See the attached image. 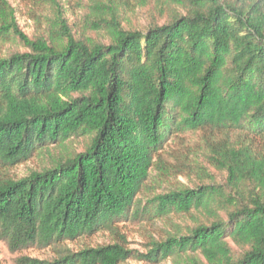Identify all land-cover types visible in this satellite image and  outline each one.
Masks as SVG:
<instances>
[{
  "label": "trees",
  "instance_id": "1",
  "mask_svg": "<svg viewBox=\"0 0 264 264\" xmlns=\"http://www.w3.org/2000/svg\"><path fill=\"white\" fill-rule=\"evenodd\" d=\"M79 7L77 32L55 16L47 36L0 57V239L11 252L55 253L15 264H120L131 254L120 244L73 251L66 241L176 215L192 221L152 241L149 261L264 264V0ZM142 9L141 28L129 15ZM186 133L197 146L187 149ZM75 138L79 152L9 175ZM180 167L198 181L150 195L151 181Z\"/></svg>",
  "mask_w": 264,
  "mask_h": 264
},
{
  "label": "rangeland",
  "instance_id": "2",
  "mask_svg": "<svg viewBox=\"0 0 264 264\" xmlns=\"http://www.w3.org/2000/svg\"><path fill=\"white\" fill-rule=\"evenodd\" d=\"M83 2L86 0H82ZM80 0H0V57L9 55L12 52H22L27 48L24 42L27 39L34 40L38 36H47L48 30L51 28L54 17L61 16L67 22L68 27L72 31H78L81 28L83 10L79 7ZM129 21L138 27L148 24L149 18L145 10H139L129 15ZM15 28V33L13 32ZM89 35H95L98 39H104L101 34L89 32ZM186 138L191 140L186 143L187 149L197 146L194 142L197 136H190L186 133ZM84 140L75 138L67 141L64 145L50 146L48 150L42 151L34 155L32 158L20 163L9 170V175L18 178L27 175L31 170H40L42 167L49 166L54 157H64L73 155L83 149ZM178 140L171 138L168 143L169 149L176 147L173 143ZM170 145V146H169ZM185 147L182 148L183 153H188ZM197 153L201 155L199 149L195 147ZM194 158L193 155H190ZM166 166L169 167L172 159H167ZM173 169V168H171ZM218 181L221 180L219 173L212 170ZM153 174H157L158 170L154 168ZM198 181L195 171L188 167L176 168L172 170L168 178H155L150 182V195L160 193L165 187L176 185L178 182L190 185ZM138 197L146 198V192H141ZM192 219L182 216H168L164 219L149 220L146 217H140L136 220L124 221L117 226V233L114 234L109 230H102L94 235L80 237L73 241H66L67 246L73 250L84 247H96L106 244H120L125 249L130 250V256L120 264H174L172 257H167L160 262H151L152 258L149 251L152 248V241H162L170 232H174L176 226L183 227L191 223ZM121 236V238H120ZM231 247L235 250L237 247L230 242ZM19 255H26L37 258L39 260H50L55 253L50 248L29 247L22 251L11 252L6 243L0 239V264H15V259ZM140 255H145L141 259Z\"/></svg>",
  "mask_w": 264,
  "mask_h": 264
}]
</instances>
